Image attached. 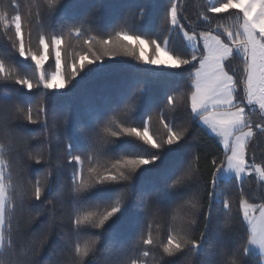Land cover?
Returning <instances> with one entry per match:
<instances>
[{"label": "snow or ice", "instance_id": "1", "mask_svg": "<svg viewBox=\"0 0 264 264\" xmlns=\"http://www.w3.org/2000/svg\"><path fill=\"white\" fill-rule=\"evenodd\" d=\"M67 7L86 11L56 20L55 13ZM184 9L181 0H167L161 23L148 29L139 26L136 10L129 7L122 22L135 18L136 30L105 31L97 23L99 7L84 0L71 5L0 0V28L10 42L4 45L8 58H0V85L13 88L0 94V264H172L185 254L191 257L188 264H205L209 252L212 264H250L249 246L259 249L252 264H264V159L258 161L251 150V142L264 134V0L201 2L191 16ZM161 27L169 33L163 39ZM129 60L155 66L144 70L149 78L187 73L182 96L165 93L156 113L159 134L152 130L151 112L136 119L143 86L124 108L78 113V135L73 134L71 111L58 110L51 100L71 92L90 73ZM17 93L35 94V102ZM180 115L187 116L188 126H176ZM199 123L223 146V153L211 158L210 180L203 178L200 153L189 139L191 126ZM28 125L41 132L25 135ZM52 129L64 142V166L70 169L55 199L47 198L54 188L52 152L41 148L34 155L31 144L40 135L50 144ZM33 160L47 166L43 182L39 175L30 178ZM228 173L238 200L221 185ZM149 175L156 180L146 187L143 178ZM249 176L258 181L254 196L244 187ZM18 210L27 214L25 224ZM45 214L46 229L33 233L27 225ZM125 217L135 229L133 240H110L101 262L102 236L111 235ZM161 218L164 224L156 222ZM52 236L58 244H51ZM46 248L54 259H42Z\"/></svg>", "mask_w": 264, "mask_h": 264}, {"label": "trees", "instance_id": "2", "mask_svg": "<svg viewBox=\"0 0 264 264\" xmlns=\"http://www.w3.org/2000/svg\"><path fill=\"white\" fill-rule=\"evenodd\" d=\"M26 3L27 0H22ZM68 4L71 5L76 2V0H67ZM203 3H213L215 0H181L182 5L185 6L184 15L191 16V14L197 10L199 4ZM84 3L87 5H97L99 7L98 12V25L105 31L110 30L113 26L125 27L130 31L136 30V19L130 18L127 24L122 22L124 12L129 8H134L136 10V17H139V26L141 28L153 29L161 23L163 17V11L161 10L163 5L167 3V0H84ZM145 8L143 15L140 13V9ZM86 11L85 7L72 8L67 7L55 13L56 20H64L73 16L82 17ZM9 15H14L13 12H10ZM215 22V21H214ZM77 27L80 25L77 24ZM204 30L203 28H198L197 31ZM27 32V29H25ZM90 35H97L96 32H91ZM158 35L161 39L164 36L169 35L166 28L161 27ZM73 43H77L75 40V33H73ZM175 40H178L174 36ZM5 44H8L10 47V42L7 41L6 37L3 35V29L0 28V58L7 59L8 51L4 47ZM38 46V35L34 34L32 48L36 50ZM180 45L177 44V47ZM63 47V46H62ZM64 52L62 51V57ZM23 60V58H20ZM107 59V58H106ZM115 59V58H112ZM127 59V58H125ZM103 64V61L97 62ZM238 61L234 62V65H238ZM89 67H93L89 65ZM155 66L151 65H137V62L129 60L128 63H119L112 64L104 69H101L96 72H92L87 75L83 80H81L76 87L69 93L64 96L56 97L51 100V103L55 105L58 110H63L65 108L69 109L73 115V128L72 133H76V115L78 113L82 114L91 108L99 107H113L119 105L120 108H124L127 98L131 95L132 92L140 89L143 86V91L140 93L143 97L142 103L136 107V119L139 121L144 117L148 112L153 114V124L152 130L159 134L161 126L158 123V118L156 113L160 108L164 106L166 100L165 93L167 94H176L177 96L183 95V85L186 81L187 73H180L178 76L167 77L164 79L159 78H149L145 69H151ZM51 70V69H50ZM176 71V70H173ZM79 79V77H77ZM18 87V86H16ZM11 92L13 88L9 83L7 86L0 85V94L3 92ZM24 93H27L29 90H23ZM55 91V90H53ZM64 92V89L59 90ZM21 98L30 99L35 102V94L31 96H24L22 93H17ZM133 107L129 105V108ZM182 109V105H180ZM112 115L111 112L108 113ZM253 120L259 122L257 115L253 114ZM60 121L57 120V128L59 127ZM189 121L186 115H180V118L177 121V127L188 126ZM41 129L37 125H28L24 129V134L31 136L37 133H40ZM78 135V134H77ZM196 146L198 152L200 153V168L203 174V178L210 180V161L213 155H221L223 149L219 144L218 140L210 135L201 125H192L191 126V135L189 137ZM32 151L35 154L43 148L45 154L50 149L52 152L53 159V176L52 182L54 185L53 190L49 193V199H55L57 192L61 190V185L67 184V179L69 176L70 169L64 166V161L66 156L64 154V142L59 136L56 129H52L51 143L45 144L43 136L40 135L36 140L31 142ZM252 151L257 153V160L264 159V134L257 135L256 139L251 142ZM210 153V155H205ZM219 163V161H217ZM56 164H59L60 167H55ZM47 170V166L44 164H37L34 160L31 162L28 172L30 173V178L35 181L39 175L41 181L43 182V174ZM144 179L145 186H150L151 182L156 180L154 176H146ZM230 179L221 180L222 187H225L227 194H230L231 198L238 200L239 190L229 183ZM258 181L254 176H249L245 178L244 187L248 191L250 196H254L258 190ZM201 188L204 187L202 183ZM66 191V187H65ZM252 202L260 203L258 199H254ZM234 206V211H235ZM130 213L139 215V210L135 208H130ZM35 213L33 212V215ZM181 214V210L177 209V215ZM17 217L20 220L21 224L26 223L27 214L20 212L18 210ZM202 221V218H201ZM157 223L164 224L165 221L163 218L158 219ZM48 224L47 214L38 217L30 225H27L33 233H38L46 229ZM202 228V223H201ZM155 231V229H154ZM200 231V228L196 230V234ZM135 229L133 228L131 222L127 217L122 218L121 221H118L115 225L112 226L111 235L105 233L102 236L101 240V253L100 261L103 262L104 257L107 255L103 249L107 246L110 240H114L119 243L121 241L131 242L134 238ZM51 244H58V237H51ZM155 251V250H153ZM249 259L250 264L256 261L259 258V254L255 251L249 250ZM54 255H50V249L46 248L42 252V259L47 261L49 259H54ZM191 259L187 254L183 256H177L172 259V264H188V261ZM205 264H212L215 257L209 252L204 256Z\"/></svg>", "mask_w": 264, "mask_h": 264}, {"label": "rangeland", "instance_id": "3", "mask_svg": "<svg viewBox=\"0 0 264 264\" xmlns=\"http://www.w3.org/2000/svg\"><path fill=\"white\" fill-rule=\"evenodd\" d=\"M199 125H201L210 135H212L213 137H215V135L213 133H211V131L209 129H207V127L205 125H203L202 123H199ZM216 138V137H215ZM217 139V138H216ZM218 140V139H217ZM222 149H223V146L221 145ZM232 176L231 173H228V174H224L221 178V180H227V179H230ZM250 250L252 251H255L256 253L259 254V249H256V248H253L252 246H249Z\"/></svg>", "mask_w": 264, "mask_h": 264}]
</instances>
